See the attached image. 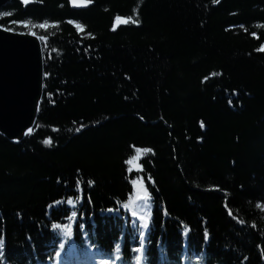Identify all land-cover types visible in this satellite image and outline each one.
I'll return each mask as SVG.
<instances>
[{"label":"trees","instance_id":"obj_1","mask_svg":"<svg viewBox=\"0 0 264 264\" xmlns=\"http://www.w3.org/2000/svg\"><path fill=\"white\" fill-rule=\"evenodd\" d=\"M92 3L0 9L1 27L46 38L37 125L0 133L5 264H104L117 243L133 264V211L152 213L149 264H264V0Z\"/></svg>","mask_w":264,"mask_h":264},{"label":"water","instance_id":"obj_2","mask_svg":"<svg viewBox=\"0 0 264 264\" xmlns=\"http://www.w3.org/2000/svg\"><path fill=\"white\" fill-rule=\"evenodd\" d=\"M10 1L0 0V9ZM69 3L75 10L93 5ZM4 29L0 26V133L17 143L37 125L44 94V53L37 35Z\"/></svg>","mask_w":264,"mask_h":264},{"label":"snow or ice","instance_id":"obj_3","mask_svg":"<svg viewBox=\"0 0 264 264\" xmlns=\"http://www.w3.org/2000/svg\"><path fill=\"white\" fill-rule=\"evenodd\" d=\"M22 2L27 5L29 2H31V0H22ZM92 2V0H71V3L74 6H87L88 4H90ZM213 3H220V0H213ZM5 16L10 15V13H4ZM71 23H75L74 21H70ZM138 23V21L136 20H131L130 18H123L120 16H117L115 18V23L116 26H119L120 24H128V23ZM12 23H15L21 27H28V23L26 21H13ZM40 27H48V24H41L39 25ZM76 27L78 29L82 28L83 26L80 24H76ZM4 30L7 31H12L13 29L11 28H5ZM113 31H115V27L113 28ZM32 35H36L35 32L31 33ZM41 40L46 39L45 37L41 36L40 37ZM264 50V49H262ZM215 75V74H214ZM202 126H203V122H201ZM28 133L32 132V129L29 128ZM79 131V129L77 130ZM44 143L46 145H51V140H45ZM137 151H148L151 152V149H137ZM139 159L138 157H133L132 159H129L126 161L127 164H132L134 160ZM137 168H140V165H137ZM131 171V169H130ZM148 179L151 181V176L149 175ZM79 183V182H78ZM95 182L92 180L87 181V184L89 186H92ZM137 183H139V187H140V191L137 193V198L140 201H144L147 204L148 208H151L152 206V194L149 191L147 185L143 184L142 182H138V181H133V184L136 185ZM154 183V181H153ZM83 191V187L81 186V192ZM78 199H83L82 195L77 197ZM61 202L57 201L56 204L59 205ZM66 203L75 208L76 204L75 201L73 199H67ZM125 207H128L127 205H125ZM164 214H167L166 210L164 212ZM78 216V213L76 211H72L71 212V216L68 217V219L70 221H73L74 218H76ZM132 216L136 219L133 220V223L137 222V219L139 220V230H140V235L139 237H133V239H138V246L133 247L131 249V251L135 254L132 257V262L133 264H149V256L151 253L150 248L148 247V245L146 244V241L148 240L149 236L152 233L153 228L155 227L153 218H152V213L148 212L147 215H139L137 217V213L135 211L132 212ZM52 228L54 230H59L61 232H63V234L65 236H69L71 237L73 235V230H74V224L73 223H68V224H60V223H55L52 225ZM183 235L185 237H187L189 235V232L186 230ZM205 238H208V233L205 232ZM4 246H5V241L2 237H0V264H5V256H4ZM59 248L61 250L65 249V244L64 243H60L59 244ZM262 252H264V249H262ZM56 257H60L61 256V252H56L55 253ZM113 256H114V260H112L111 262L109 261H105L104 264H127V262L125 261V257L123 255V250H122V246L120 243L115 244L114 246V250H113ZM160 257L162 261H167V256L165 253L164 248L160 249ZM199 261H203V256H199L198 257Z\"/></svg>","mask_w":264,"mask_h":264},{"label":"rangeland","instance_id":"obj_4","mask_svg":"<svg viewBox=\"0 0 264 264\" xmlns=\"http://www.w3.org/2000/svg\"><path fill=\"white\" fill-rule=\"evenodd\" d=\"M31 34V33H30ZM39 37V36H38ZM40 38V37H39Z\"/></svg>","mask_w":264,"mask_h":264}]
</instances>
